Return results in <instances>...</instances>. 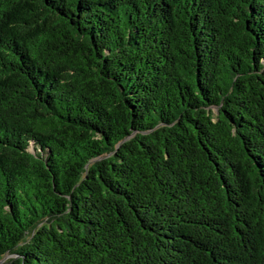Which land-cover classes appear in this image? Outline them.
<instances>
[{"label":"trees","instance_id":"1","mask_svg":"<svg viewBox=\"0 0 264 264\" xmlns=\"http://www.w3.org/2000/svg\"><path fill=\"white\" fill-rule=\"evenodd\" d=\"M0 264H264V0H0Z\"/></svg>","mask_w":264,"mask_h":264}]
</instances>
